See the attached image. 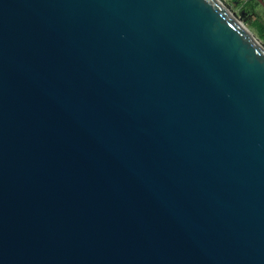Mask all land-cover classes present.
Returning a JSON list of instances; mask_svg holds the SVG:
<instances>
[{
	"label": "water",
	"instance_id": "water-1",
	"mask_svg": "<svg viewBox=\"0 0 264 264\" xmlns=\"http://www.w3.org/2000/svg\"><path fill=\"white\" fill-rule=\"evenodd\" d=\"M0 264H264V44L223 0H0Z\"/></svg>",
	"mask_w": 264,
	"mask_h": 264
},
{
	"label": "trees",
	"instance_id": "trees-1",
	"mask_svg": "<svg viewBox=\"0 0 264 264\" xmlns=\"http://www.w3.org/2000/svg\"><path fill=\"white\" fill-rule=\"evenodd\" d=\"M240 6L242 20L249 28L262 40L264 44V0H233ZM262 3V4H261ZM262 5V10H257L258 5Z\"/></svg>",
	"mask_w": 264,
	"mask_h": 264
},
{
	"label": "rangeland",
	"instance_id": "rangeland-1",
	"mask_svg": "<svg viewBox=\"0 0 264 264\" xmlns=\"http://www.w3.org/2000/svg\"><path fill=\"white\" fill-rule=\"evenodd\" d=\"M225 4L237 15L242 19V16L240 14V6L237 5L233 0H223ZM262 4V3H261ZM258 5L257 10L261 11L262 5ZM244 21V20H243ZM245 22V21H244ZM255 34V33H254ZM256 35V34H255ZM257 36V35H256ZM258 37V36H257ZM261 40V39H260ZM262 42V40H261ZM263 43V42H262Z\"/></svg>",
	"mask_w": 264,
	"mask_h": 264
},
{
	"label": "built area",
	"instance_id": "built-area-1",
	"mask_svg": "<svg viewBox=\"0 0 264 264\" xmlns=\"http://www.w3.org/2000/svg\"><path fill=\"white\" fill-rule=\"evenodd\" d=\"M241 1H247V0H241Z\"/></svg>",
	"mask_w": 264,
	"mask_h": 264
}]
</instances>
